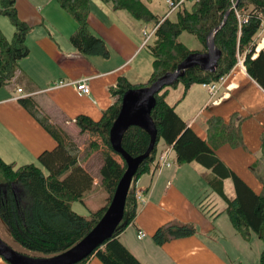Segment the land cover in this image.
<instances>
[{
	"label": "trees",
	"instance_id": "16d2710c",
	"mask_svg": "<svg viewBox=\"0 0 264 264\" xmlns=\"http://www.w3.org/2000/svg\"><path fill=\"white\" fill-rule=\"evenodd\" d=\"M102 1L115 10L129 13L136 20L157 21L156 24L161 21L143 0ZM57 2L78 23V29L71 37L73 45L87 55L108 56L109 49L104 40L94 35L89 27L92 0ZM15 4L16 0H0V14L8 16L15 27L10 40L0 28V89L16 77L19 60L29 54L26 39L31 25L20 18ZM235 5L232 0H200L165 19L156 30L153 42L147 44L153 56V70L149 79L135 84L121 76L113 89L116 100L100 120L87 115L77 118L76 124L81 132H89L93 137L85 152L81 151L69 134L49 123L47 118H42L41 123L56 139L57 145L38 156L39 164L16 166L0 155V218L14 241L26 251L21 252L38 257L58 255L81 241L96 226L107 211L119 181L127 170L126 161L113 149L110 141L111 127L120 112L124 93L132 88L149 86L166 73L174 72L194 52L179 40L185 32L194 35L204 45V51L200 53H205L208 36L224 21L215 36L216 46L222 52L216 70L191 67L177 82L165 86L156 94L157 102L152 116L158 129L157 143L135 175L127 197L124 219L112 238L77 264H87L93 256L103 264H143L121 242L119 235L137 215L139 202L135 196L136 182L142 174L150 171L161 140L174 147L179 163L196 162L211 170L213 177L209 185L226 202V213L237 232L246 240H251L255 233L264 244V193L254 191L224 163L215 150V146L224 143L235 146L243 143L239 123L214 116L209 120L210 137L208 140L203 139L180 117L176 105L167 100L170 88L180 84L184 85L185 95L195 83L218 81L235 67L239 56L243 54L246 55L244 62L247 72L264 88V49L253 58L264 18V0H239ZM21 102L26 107L32 106L28 98L21 99ZM150 142L151 137L146 130L131 126L124 134L122 145L131 156H139L148 150ZM101 149L103 162L98 178L108 193V199L105 205L91 211L89 216L81 215L73 209V204L83 201L96 180L83 164ZM226 179L234 183V198H230L225 191ZM196 233L194 224L173 223L159 228L153 240L163 245L172 239ZM257 264H264V248Z\"/></svg>",
	"mask_w": 264,
	"mask_h": 264
},
{
	"label": "crops",
	"instance_id": "0c3cea01",
	"mask_svg": "<svg viewBox=\"0 0 264 264\" xmlns=\"http://www.w3.org/2000/svg\"><path fill=\"white\" fill-rule=\"evenodd\" d=\"M15 5L20 18L31 25L26 39L29 54L19 60L16 77L0 89V155L9 163L24 165L57 145L40 119L47 118L69 135L82 133L74 120L80 115L100 120L116 100L113 89L119 78L144 83L151 76L153 62H137L144 38L136 19L102 0H92L88 21L91 32L107 45L108 56L87 55L73 45L71 37L78 23L57 0H16ZM260 39L258 35L257 42ZM83 78H90V96L70 85L54 87L60 80ZM183 94L184 85L180 84L170 88L167 100L176 105L180 117L203 139L210 137L209 120L214 116L239 123L243 143L215 146L216 153L254 191L264 193V88L237 62L219 87L217 97L223 98L219 103L209 102L210 93L202 83L191 85ZM24 98L32 106L26 107L21 102ZM84 133L89 137V132ZM170 146L161 140L150 171L138 178L136 188L149 190V198L139 205L135 219L119 239L143 264H233V245L223 239L215 225L227 204L211 189L209 180L213 175L208 169L196 162L179 163L173 148V165L156 173L162 152ZM24 154L26 160L21 161ZM89 161L83 164L87 168ZM228 180L224 181L226 193ZM103 199L105 205L108 195ZM222 201L226 206L220 210ZM173 223L194 224L197 233L158 245L153 240L156 231ZM218 223L221 231L240 235L233 224L235 230L228 231L227 226ZM139 231L146 236L140 238ZM237 243L242 251V243L236 239ZM0 264L9 263L0 256ZM87 264L103 263L93 256Z\"/></svg>",
	"mask_w": 264,
	"mask_h": 264
},
{
	"label": "water",
	"instance_id": "95a60500",
	"mask_svg": "<svg viewBox=\"0 0 264 264\" xmlns=\"http://www.w3.org/2000/svg\"><path fill=\"white\" fill-rule=\"evenodd\" d=\"M224 23L225 21L208 36L205 53L192 52L174 72L166 73L149 86L132 88L124 93L120 112L111 127L110 141L113 149L126 161L127 170L119 181L107 211L96 226L73 247L50 257H38L23 253L16 250L0 236V256L2 258L9 264H77L91 256L97 248L114 236L124 219L127 197L135 175L157 143L158 129L152 116L157 102L156 94L165 86H171L177 82L191 67L201 66L206 71L216 70L222 52L216 46L215 36ZM131 126L141 127L151 137L148 150L139 156H131L122 145L124 134Z\"/></svg>",
	"mask_w": 264,
	"mask_h": 264
},
{
	"label": "rangeland",
	"instance_id": "374dc122",
	"mask_svg": "<svg viewBox=\"0 0 264 264\" xmlns=\"http://www.w3.org/2000/svg\"><path fill=\"white\" fill-rule=\"evenodd\" d=\"M143 1L160 18H162L166 14V12H167L166 0H143ZM134 22L136 24H138V26L140 27V29L142 31V35H143L144 29L150 31L154 28V26L157 23V21L145 22L143 20H135ZM0 26H1L0 28L3 31V33L5 34V36L7 38H9V40L12 39V37L14 36L15 27L11 23V20L9 19L8 16L0 14ZM142 37L144 38V36H142ZM179 40L181 42H183L185 45H187L194 52L204 51V45L194 35H192L188 32L183 33L179 37ZM152 42H153V40L150 41L149 43H152ZM142 50L143 51L140 53V55L137 59V62L139 63V65H146L147 61L153 62V56L150 53L149 48L147 47L146 43L143 45ZM152 70H153V66H152ZM143 80L144 79H142L141 81H143ZM47 132L49 133V135L51 134L48 130H47ZM70 136L78 146H81L82 148H84V150L82 152H85V149L87 148L88 144L93 140L92 135L90 134L88 137L86 135V133H79L76 136H74V135H70ZM48 138H50V137H48ZM83 146H85V147H83ZM52 149H54V147L53 148L48 147L47 150H52ZM27 154L29 155L28 152H27ZM13 158L16 159V156L14 155ZM30 159H31V157H30ZM22 160H26V154L22 155L21 161ZM89 160H88L89 161L88 168L93 173V175L97 178L99 176V169H100L102 162H103V151H102V149L99 152L94 153L91 156V158H89ZM25 163H27V162H25ZM31 163L39 164L38 158L35 157L33 159V162H31ZM15 165L20 166L17 164H15ZM205 170H207V169H205ZM208 171L210 172V174H212L211 170L208 169ZM133 184H134V182H133ZM226 188H227L228 196L230 198H234L235 197V187H234V183L231 179H229L227 181ZM261 191H262V189H261ZM104 195H108L107 191L105 190V188L100 183L96 182L93 189L90 192H88L87 194H85L83 201L74 202L73 209L81 215L89 216L91 213V210L96 211L100 207H102L104 199H105V198L103 199ZM225 206H226V204L224 202L222 204H220V210H223ZM89 209H91V210H89ZM218 222H222L221 224H224V226H227L228 231H229V228H233L232 230H235V229L232 226V223H231L229 216L227 215V213L225 211H223L221 219H219L218 221L215 222V225L217 226L216 231L218 233H220V235L223 237V239L227 243L233 245L232 248L234 249L233 253L235 255V259L233 261V264H257L260 260L261 253H262L263 248H264V244H263L262 240L258 237V235H256L254 233L251 240H246L244 237H242L241 234L240 235H238L237 233L228 234L227 232L221 231L220 225ZM0 236L8 244L13 246L16 250L26 252L11 237V235L9 233V229L4 224V222L1 220V218H0ZM209 239L213 241V237L210 236ZM236 239L242 243V245H241L242 248L240 247V249L242 251L239 250L238 243L235 244ZM31 254H33V253L31 252ZM34 254H37V253H34Z\"/></svg>",
	"mask_w": 264,
	"mask_h": 264
},
{
	"label": "built area",
	"instance_id": "2783aa9c",
	"mask_svg": "<svg viewBox=\"0 0 264 264\" xmlns=\"http://www.w3.org/2000/svg\"><path fill=\"white\" fill-rule=\"evenodd\" d=\"M200 0H166V6H167V12L164 15L163 18H161V21L154 26L152 30H144L143 31V36H144V43L148 44L152 39L154 38L155 32L160 26V24L167 18L173 16L178 10L182 9L188 4H194L199 2ZM237 0H232V3L235 5ZM238 16L240 19H242V16L238 13ZM246 20V19H245ZM259 36H261V39L259 42H257V45L255 47V53L253 54V58L257 56V53L261 51V49L264 47V18L262 19L261 26H260V31H259ZM246 56V55H245ZM245 56L242 58L239 56V61L238 63L243 67H245ZM228 74L224 75L221 77L218 81H213V82H204L202 83L205 88L210 93V103L217 104L219 103L223 98L222 97H217V93L219 91V87L226 81ZM90 78H83L79 80H74V81H66V80H60L59 82H56L54 84L55 88L63 87V86H73L75 89H77L81 94L88 95L90 96L92 91H91V85H90ZM234 85V84H233ZM232 85V86H233ZM231 87V86H230ZM23 89L20 88L19 92H22ZM24 97V96H23ZM20 98V97H16ZM77 119L74 120L76 122ZM173 146L167 147L161 154L159 160H158V167L156 169V173L159 174L161 170L164 167H169L173 165L172 159H171V154L173 152ZM135 196L139 202L140 206H143L149 198V190L146 192L139 190L136 188L135 191ZM138 236L140 238H143L146 236V233L144 231H139Z\"/></svg>",
	"mask_w": 264,
	"mask_h": 264
}]
</instances>
